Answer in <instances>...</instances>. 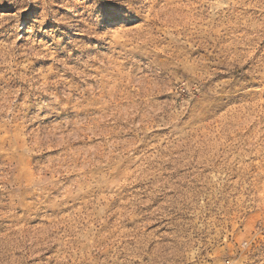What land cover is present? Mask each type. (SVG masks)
Instances as JSON below:
<instances>
[{"label":"rangeland","instance_id":"374dc122","mask_svg":"<svg viewBox=\"0 0 264 264\" xmlns=\"http://www.w3.org/2000/svg\"><path fill=\"white\" fill-rule=\"evenodd\" d=\"M0 264H264V0H0Z\"/></svg>","mask_w":264,"mask_h":264},{"label":"bare ground","instance_id":"6f19581e","mask_svg":"<svg viewBox=\"0 0 264 264\" xmlns=\"http://www.w3.org/2000/svg\"><path fill=\"white\" fill-rule=\"evenodd\" d=\"M7 72H8V71H7ZM20 74H21V73H20ZM20 74H19V75H20ZM49 75H50V74H49ZM8 92H9V91H8ZM3 95H4V94H3ZM28 96H29V95H28ZM7 97H8V96H7ZM7 97H6V98H7ZM3 98H4V97H3ZM17 98H18V97H17ZM2 100H3V99H2ZM25 101H26V100H25ZM34 102H35V101H34ZM8 108H9V107H8ZM10 109H11V108H10ZM12 109H13V108H12ZM24 119H25V118H24ZM14 120H15V119H14ZM20 123H21V122H20ZM22 124H23V123H22ZM32 131H33V130H32ZM23 132H24V131H23ZM44 135H45V134H44ZM31 137H32V136H31ZM3 141H4V140H3ZM46 146H47V145H46Z\"/></svg>","mask_w":264,"mask_h":264},{"label":"snow or ice","instance_id":"6c2138e0","mask_svg":"<svg viewBox=\"0 0 264 264\" xmlns=\"http://www.w3.org/2000/svg\"><path fill=\"white\" fill-rule=\"evenodd\" d=\"M94 2H95V0H87V3H89V4H92Z\"/></svg>","mask_w":264,"mask_h":264}]
</instances>
